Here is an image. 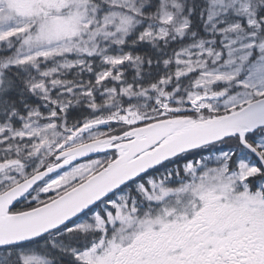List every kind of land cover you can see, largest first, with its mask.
Masks as SVG:
<instances>
[{"label": "snow or ice", "instance_id": "6c2138e0", "mask_svg": "<svg viewBox=\"0 0 264 264\" xmlns=\"http://www.w3.org/2000/svg\"><path fill=\"white\" fill-rule=\"evenodd\" d=\"M0 264H264V0H0Z\"/></svg>", "mask_w": 264, "mask_h": 264}]
</instances>
